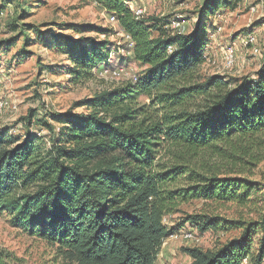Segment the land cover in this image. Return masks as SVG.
Returning a JSON list of instances; mask_svg holds the SVG:
<instances>
[{"label":"trees","instance_id":"trees-1","mask_svg":"<svg viewBox=\"0 0 264 264\" xmlns=\"http://www.w3.org/2000/svg\"><path fill=\"white\" fill-rule=\"evenodd\" d=\"M236 1L204 0L195 14L202 21L220 8H235ZM97 2L132 38L129 52L142 71L135 82L75 102L84 112L69 108L52 114L57 129L37 119L49 130L47 140L0 130V213L55 245L72 264H156L170 234L164 217L182 202H256L260 210L254 221L202 213L184 217L199 231L239 227L241 232L213 249L183 251L186 264H242L244 259L264 264V181L253 179L264 160V65L253 78L207 75L201 70L205 24L180 32L169 21L135 16L124 0ZM9 26L16 30V24ZM67 27L77 34L87 30ZM27 29L39 42L55 40L68 54L65 72L72 83L93 78L92 69L108 63L107 38L73 39L52 31L46 37L36 25ZM89 29L106 37L112 32ZM140 96L149 101L139 103ZM23 120L30 124L32 114ZM164 150L170 163L159 160ZM180 178L184 187L178 186ZM3 258L0 254V264H7Z\"/></svg>","mask_w":264,"mask_h":264},{"label":"rangeland","instance_id":"rangeland-1","mask_svg":"<svg viewBox=\"0 0 264 264\" xmlns=\"http://www.w3.org/2000/svg\"><path fill=\"white\" fill-rule=\"evenodd\" d=\"M124 1L134 13L141 10V16L169 21L170 27L173 30H176L173 27H178L180 32H187L197 22L202 27L205 24L208 42L201 70L207 75L253 78L264 65V0H238L235 8H220L202 21L195 11L204 0ZM112 14L97 0H0V100L7 103L0 114V130L9 129L10 133L20 137L26 132L37 133L47 140L49 130L37 123V119L43 118L57 129L59 125L51 118L52 114L69 108L84 112V107H74V103L102 89L129 82L132 75L142 71L130 55L117 20L109 19ZM10 23L16 24V30H11ZM177 23L179 26H175ZM73 24L87 30L77 34L67 27ZM28 25L38 26L48 35L46 37L52 31L73 39L107 38L110 50L108 63L94 67L93 78L72 83L69 73L65 72V68L71 65L68 54L55 47L53 39L39 42L36 32L27 29ZM91 26L109 28L112 32L106 37L90 30ZM248 32L256 36L255 45L249 47L240 41V37ZM227 49H233L235 53V63L229 68L222 63ZM116 68H123V71L115 78L110 71ZM138 101L146 103L149 99L140 96ZM29 114L33 120L27 125L23 118ZM159 160L170 163L172 156L164 150ZM253 179L264 181V160L256 167ZM185 185L180 178L178 186ZM178 209L164 217L163 222L170 234L161 245L156 264H186L189 257L184 248L200 246L213 249L240 235L239 227L199 231L190 223L183 222L187 215L202 213L248 222L258 219L260 203L238 205L193 198L182 202ZM0 254L7 264H72L58 255L55 245L13 226L6 213H0Z\"/></svg>","mask_w":264,"mask_h":264},{"label":"built area","instance_id":"built-area-1","mask_svg":"<svg viewBox=\"0 0 264 264\" xmlns=\"http://www.w3.org/2000/svg\"><path fill=\"white\" fill-rule=\"evenodd\" d=\"M134 14L137 17L140 16L141 10H136ZM109 19L111 21H115L116 20L115 14L110 15ZM175 26H179L178 23ZM173 28L176 29L177 31H179L178 27H173ZM122 33H123L122 36L125 39L127 47L128 48L133 47V41H132V38L130 37V35L128 33L124 32V31H122ZM240 38H241L240 39L241 43L244 46H247V47L253 46L256 43V36L252 32H248L243 37H240ZM169 51H171V49H169ZM222 63H223V66H225L227 68H229V67L234 65V63H235V53H234L233 49H227L224 52ZM105 71H106V73L108 72V70H105ZM122 71H123V68H116V69L111 70L110 73H111V76L116 78V77L120 76ZM136 78H137V75H132L130 77V80L135 82ZM6 107H7L6 101L0 100V114L2 113V111ZM243 262H246V260L244 259ZM243 262H242V264H243Z\"/></svg>","mask_w":264,"mask_h":264},{"label":"crops","instance_id":"crops-1","mask_svg":"<svg viewBox=\"0 0 264 264\" xmlns=\"http://www.w3.org/2000/svg\"><path fill=\"white\" fill-rule=\"evenodd\" d=\"M188 262H189V260H188ZM188 262H187V263H188ZM171 263H172V262H171ZM161 264H163V263H161ZM173 264H174V263H173Z\"/></svg>","mask_w":264,"mask_h":264}]
</instances>
